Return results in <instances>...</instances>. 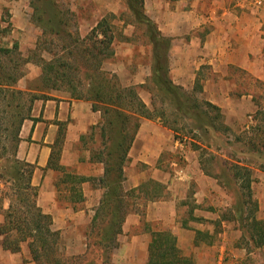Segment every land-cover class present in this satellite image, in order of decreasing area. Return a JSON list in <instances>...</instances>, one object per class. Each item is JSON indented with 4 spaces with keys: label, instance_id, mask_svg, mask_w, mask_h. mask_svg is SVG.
<instances>
[{
    "label": "rangeland",
    "instance_id": "1",
    "mask_svg": "<svg viewBox=\"0 0 264 264\" xmlns=\"http://www.w3.org/2000/svg\"><path fill=\"white\" fill-rule=\"evenodd\" d=\"M129 2L0 0V50L11 51L8 54L0 52V69L15 68L22 73L14 88L24 93L22 101L26 107L30 97L36 99L31 105L29 117L35 115L33 109L47 99L90 98V92L87 91L89 81L102 77L99 73L108 77L114 75L123 86L135 88L151 112L154 103L153 115L157 114L159 118L149 121L161 128L160 134L165 139V146L154 167L126 164L124 175H135L144 171L146 173L140 182L144 183V186L142 185L140 192L129 201L132 205L124 209L128 214H138L142 222L145 206L152 196H174L177 201V214L174 224H171L172 228L166 230L177 232L178 228L185 233L182 242L180 235L175 236L184 256L192 257L196 264H264V250L255 248L242 234L240 223L235 216V207H242L244 217L250 220L252 209L245 204V190L241 191L239 184L232 177L235 165L246 166L251 170V195L258 205V211L253 215L256 219H264V86L258 81H250L249 89H245L242 84L235 89L238 94L246 90L253 93L257 109L254 113H249L251 119L244 117L237 120L233 117L227 121L224 118L223 124L214 123V130L198 128L192 122L194 120L183 117L175 110L166 95L150 93L144 86H152L147 81L151 76V49L145 27L136 20L138 18L134 11L129 9ZM101 21L105 23L101 29H105L107 25L108 29L105 30H108L112 37L109 50L105 47L106 42L100 44L104 40L99 32L101 29L97 32V37L92 34ZM169 67L170 79L174 85L181 88V101L185 102L189 116L194 118L199 112H207V117L212 119L215 113L201 105V102L207 100L197 91V86L202 87L201 75H197L195 80H192L191 76H184V85L181 86L177 82L182 76L173 70L170 62ZM237 74L240 79L245 78L243 73ZM24 113L27 114L26 108ZM145 120L147 119L142 118L140 122ZM173 130L178 135L176 138ZM79 146L82 152L85 151L89 155L100 151L102 140L99 130H89L81 138ZM4 149L0 144L2 193L7 192V167L11 165L10 161H2L3 157H10L9 153L4 154ZM67 161L70 162V158H67ZM3 163L4 167H1ZM101 167L97 163L92 164L89 169L93 174L91 176L97 177ZM155 170H159L158 175L168 180L166 185L162 184L156 191L153 190V184L146 182L151 179L150 175ZM179 170H182L183 174H179ZM74 171L72 168H69L68 172L64 169L56 185L59 188L57 208L63 210V217L60 218L66 220L67 227L65 230H59L61 244L68 256L87 252L86 243L92 240L87 238L91 217L103 193L99 188L98 192L95 191L93 185L88 183L87 198L76 192L69 199L66 190L81 187L76 183L77 175ZM46 202L50 201L46 199ZM2 205L4 209L8 207L6 197ZM68 208L80 211L81 214L68 219L65 215ZM203 214L207 215V218H204ZM1 221L0 214V223ZM246 224L247 229L252 230L250 222ZM197 231L203 233L199 237L198 246L195 247L193 243L187 246L188 235H193L195 240ZM129 234L130 232L126 236ZM134 234H137L136 230L132 231L131 236ZM124 236L122 233L118 237L119 246L112 253V262L124 264L125 260L132 259L130 264H143L139 258V249L129 248L128 252L123 253L124 249L120 246ZM97 253L86 254L87 261L92 258L96 260ZM0 264L34 263L26 245H22L19 253H11L3 249L0 236Z\"/></svg>",
    "mask_w": 264,
    "mask_h": 264
},
{
    "label": "crops",
    "instance_id": "2",
    "mask_svg": "<svg viewBox=\"0 0 264 264\" xmlns=\"http://www.w3.org/2000/svg\"><path fill=\"white\" fill-rule=\"evenodd\" d=\"M143 4L145 14L156 24L161 36L170 40V66L182 76L177 84L184 85V76L195 80L197 75H201L202 95L221 109L227 121L233 117L237 120L244 117L251 119L249 113L257 109L253 93L246 90L238 94L235 89L241 84L249 89L250 81H258L264 86V11L258 9L253 0H143ZM237 73H243L245 78L240 79ZM39 104L32 111L36 114L21 126L16 158L34 166L31 184L38 188L37 204L52 216L56 230H65L66 220L60 218L63 210L57 208L58 177L64 169L68 172L72 168L75 169L76 180L84 179L76 181L80 188L66 190L69 199L76 192L87 198L88 183L98 192L97 186L89 180L100 178L103 167L97 177H92L89 169L96 163L91 162V154L82 152L79 145L81 138L98 124L101 116L92 110L91 102L85 100L47 99ZM60 123L66 125L62 129L64 141L58 162L62 169L57 171L47 166ZM246 129L249 130L248 127ZM160 130L149 120L141 121L126 164L154 167L165 146ZM145 173L125 175L124 190H135L141 186ZM159 173V170L152 172L149 180L166 185L168 180ZM178 173L183 174V171ZM46 199L50 202L45 203ZM176 202L174 196L151 199L145 206L142 222L138 214L129 213L122 227L125 236L120 247L124 249L123 253L129 248L139 249V258L145 264L151 232L172 228L177 214ZM65 213L68 219L81 214L73 208H68ZM202 216L207 218V215ZM134 230L137 234L131 236ZM177 230L172 233L180 235L182 242L186 235ZM128 232L130 234L126 236ZM188 236L187 246L194 244L193 235ZM131 260H125L124 264H130Z\"/></svg>",
    "mask_w": 264,
    "mask_h": 264
},
{
    "label": "trees",
    "instance_id": "3",
    "mask_svg": "<svg viewBox=\"0 0 264 264\" xmlns=\"http://www.w3.org/2000/svg\"><path fill=\"white\" fill-rule=\"evenodd\" d=\"M129 9L133 10L136 19L145 27L147 42L151 49V76L147 80L151 88L146 89L155 95L164 94L175 110L183 117L191 118L198 128L213 129L215 122L223 124L224 116L221 109L208 101L201 102L215 113L212 119L207 117V112H199L193 117L185 109V102H182L181 88L174 85L170 79L169 50L170 40L161 36L156 24L151 21L143 9V0H129ZM105 25L99 22L93 29L92 34L97 37L98 31ZM105 29H108L107 25ZM101 29L105 47L109 50L112 37L108 30ZM16 48V46L14 47ZM8 54L9 50H0ZM102 77H95L89 81L88 92L90 98H84L92 104V110L100 113V121L91 130L98 129L102 140V149L97 153H91V162L101 164L103 174L98 179H88L97 188L103 191L102 198L97 209L94 211L90 221V232L87 235L91 241L86 243L84 254L68 256L61 244V233L54 228L53 218L45 213L37 204L38 188L31 184L34 166L16 158L19 144V132L23 122L29 119L31 105L34 97H30L27 107L24 104V93L16 90L14 85L22 76V73L15 68L6 70L0 69V144L4 154L9 153L10 157L2 158L4 163L10 161L7 167L8 178L5 188L7 192H0V236L2 247L11 253H19L22 245H26L30 259L34 264H115L111 260L112 253L118 248V237L122 234V227L125 222L127 211L124 209L132 205V200L137 192H140L141 184L135 190H124L125 181L124 168L128 161V153L140 127L142 118L153 120L159 118L155 112L149 111L140 99L138 92L131 86H123L116 76L108 77L99 73ZM198 93H202V87L197 86ZM196 89V88H195ZM155 92V93H154ZM154 96V95H153ZM17 101V102H16ZM187 101V100H186ZM199 107V106H197ZM196 107V108H197ZM26 108V113H24ZM157 116V117H156ZM65 123L59 124V133L52 146V152L48 168L61 170L58 162L62 144L64 141ZM223 128L224 125H223ZM227 130V128H225ZM175 132V138L178 136ZM263 132V131H262ZM263 136V135H262ZM178 138V137H177ZM181 140V139H180ZM7 150V151H6ZM1 165V167H4ZM233 179L239 184V189L245 190V204L251 207L252 216L250 220L244 217L242 207L234 209L242 234L257 249L264 250V219H256L253 213H257L258 205L252 200L251 183L252 172L246 166L235 165L233 167ZM80 182L83 178H78ZM156 191L161 185L149 180ZM144 186V185H143ZM9 190V191H8ZM4 197L8 199V207L3 208ZM156 198L155 196L151 197ZM201 220V219H196ZM250 222L251 229L246 227ZM203 233L196 232L194 244H199V237ZM98 252L96 260L92 258L87 261L88 253ZM99 261H98V260ZM145 264H196L192 257L184 256L177 245V239L168 230L151 232V240L147 249V260Z\"/></svg>",
    "mask_w": 264,
    "mask_h": 264
},
{
    "label": "built area",
    "instance_id": "4",
    "mask_svg": "<svg viewBox=\"0 0 264 264\" xmlns=\"http://www.w3.org/2000/svg\"><path fill=\"white\" fill-rule=\"evenodd\" d=\"M253 4L264 11V0H253Z\"/></svg>",
    "mask_w": 264,
    "mask_h": 264
}]
</instances>
